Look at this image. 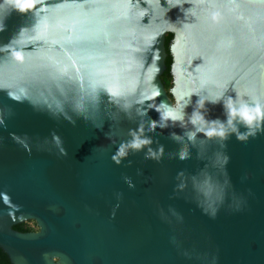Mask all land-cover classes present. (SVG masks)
<instances>
[{"label": "water", "instance_id": "water-1", "mask_svg": "<svg viewBox=\"0 0 264 264\" xmlns=\"http://www.w3.org/2000/svg\"><path fill=\"white\" fill-rule=\"evenodd\" d=\"M0 248L264 264V0H0Z\"/></svg>", "mask_w": 264, "mask_h": 264}, {"label": "trees", "instance_id": "trees-1", "mask_svg": "<svg viewBox=\"0 0 264 264\" xmlns=\"http://www.w3.org/2000/svg\"><path fill=\"white\" fill-rule=\"evenodd\" d=\"M172 34L168 33V35L166 36V41H165V46H166V50H167V58H166V65H167V69L164 71V73L162 74V81L166 87V89L168 90L171 87V80H172V76L170 73V65H171V55L169 53V49H168V44L171 40ZM33 222V221H31ZM35 224V223H34ZM15 229L20 230V231H33L36 230V228L31 227L29 225V222H23L20 224H17L14 226ZM0 264H11L9 262V259L6 255V253L0 248Z\"/></svg>", "mask_w": 264, "mask_h": 264}, {"label": "clouds", "instance_id": "clouds-1", "mask_svg": "<svg viewBox=\"0 0 264 264\" xmlns=\"http://www.w3.org/2000/svg\"><path fill=\"white\" fill-rule=\"evenodd\" d=\"M260 111H261L260 108H256V109L250 110L247 107H241L238 112L236 110H233V112L231 114L234 115V116L235 115H239L243 121H246L249 125H252L254 119L255 120H259L260 119V115H259ZM252 113H255V115H253ZM168 115H171V114L169 113ZM229 123H231V121H229ZM252 134L254 135V133H252ZM240 138H246V137H244L242 135ZM146 142L150 143V141L133 142L132 147L138 149V148H140L142 146V144H144ZM160 151H162V147H161ZM149 153H151L152 157H156L158 155V153L153 152L151 149H149ZM119 155L120 156L125 155V151H124L123 147L119 150ZM180 158L183 159L184 156L181 155ZM117 162H119V161H117Z\"/></svg>", "mask_w": 264, "mask_h": 264}, {"label": "rangeland", "instance_id": "rangeland-1", "mask_svg": "<svg viewBox=\"0 0 264 264\" xmlns=\"http://www.w3.org/2000/svg\"><path fill=\"white\" fill-rule=\"evenodd\" d=\"M29 225H30L31 227L37 228L36 225L34 224V222L29 221Z\"/></svg>", "mask_w": 264, "mask_h": 264}]
</instances>
